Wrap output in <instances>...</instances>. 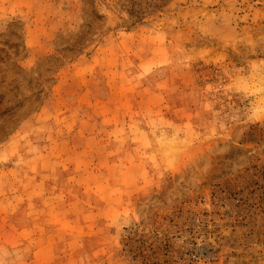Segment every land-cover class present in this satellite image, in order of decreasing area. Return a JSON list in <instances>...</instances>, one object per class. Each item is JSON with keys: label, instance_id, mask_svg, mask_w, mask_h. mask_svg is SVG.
<instances>
[{"label": "rangeland", "instance_id": "obj_1", "mask_svg": "<svg viewBox=\"0 0 264 264\" xmlns=\"http://www.w3.org/2000/svg\"><path fill=\"white\" fill-rule=\"evenodd\" d=\"M0 264H264V0H0Z\"/></svg>", "mask_w": 264, "mask_h": 264}]
</instances>
